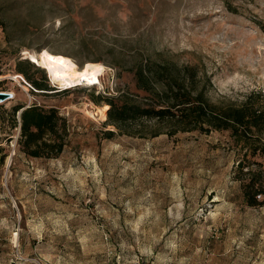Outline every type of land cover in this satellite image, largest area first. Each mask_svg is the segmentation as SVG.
Segmentation results:
<instances>
[{"label": "rangeland", "instance_id": "obj_1", "mask_svg": "<svg viewBox=\"0 0 264 264\" xmlns=\"http://www.w3.org/2000/svg\"><path fill=\"white\" fill-rule=\"evenodd\" d=\"M43 50L103 72L62 87L24 59ZM145 60L196 66L211 102L264 92V0H0V264H264V205L244 203L236 174L264 158L226 131L168 137L150 121L128 135L100 116L104 97H143ZM16 104L65 120L57 157L19 150Z\"/></svg>", "mask_w": 264, "mask_h": 264}, {"label": "trees", "instance_id": "obj_2", "mask_svg": "<svg viewBox=\"0 0 264 264\" xmlns=\"http://www.w3.org/2000/svg\"><path fill=\"white\" fill-rule=\"evenodd\" d=\"M23 62L25 60L17 64V72L31 79L24 69L19 68ZM132 71L135 88L143 94L139 101L123 94L103 98L108 106L105 123L119 133L130 135L128 129L137 122L150 121L164 129L165 132L160 133L168 137L187 132L226 131L244 155L264 158V92L251 91L240 102L224 96L211 102L206 95L211 87L210 79L206 74H199L196 66H179L169 60H145ZM32 84L38 91L50 90L44 82L32 80ZM19 112V150L32 158L57 157L63 151L67 134L66 122L58 111L35 104L28 107L16 104L9 111L12 128L17 125ZM114 135L113 130L103 132L107 139ZM3 161L0 146V168ZM257 165L262 167L259 163ZM243 170V164L238 163L236 174L240 177L239 188L244 203L249 207L263 206L261 180L264 170Z\"/></svg>", "mask_w": 264, "mask_h": 264}, {"label": "bare ground", "instance_id": "obj_3", "mask_svg": "<svg viewBox=\"0 0 264 264\" xmlns=\"http://www.w3.org/2000/svg\"><path fill=\"white\" fill-rule=\"evenodd\" d=\"M24 55V58L33 64L42 67L50 79L62 87L80 84L93 85L98 82V77L104 69L101 65L92 63H87L82 68H77L70 58L60 54H52L46 50L38 54L25 52ZM107 108V105H104L99 110L100 116H105Z\"/></svg>", "mask_w": 264, "mask_h": 264}, {"label": "built area", "instance_id": "obj_4", "mask_svg": "<svg viewBox=\"0 0 264 264\" xmlns=\"http://www.w3.org/2000/svg\"><path fill=\"white\" fill-rule=\"evenodd\" d=\"M20 78H22L21 76H19ZM22 81L24 82V84L26 85V86H29L30 87V85L26 82V81H24L23 80V78H22ZM30 88H32V87H30ZM8 95V94H7ZM12 99V97H10L9 95L7 96V98H6V100H11Z\"/></svg>", "mask_w": 264, "mask_h": 264}, {"label": "water", "instance_id": "obj_5", "mask_svg": "<svg viewBox=\"0 0 264 264\" xmlns=\"http://www.w3.org/2000/svg\"><path fill=\"white\" fill-rule=\"evenodd\" d=\"M7 94H0V99H6L7 98ZM20 112L18 113V117H19Z\"/></svg>", "mask_w": 264, "mask_h": 264}]
</instances>
